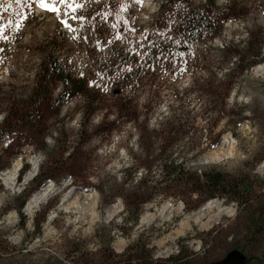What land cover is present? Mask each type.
Returning <instances> with one entry per match:
<instances>
[{
  "label": "rangeland",
  "instance_id": "374dc122",
  "mask_svg": "<svg viewBox=\"0 0 264 264\" xmlns=\"http://www.w3.org/2000/svg\"><path fill=\"white\" fill-rule=\"evenodd\" d=\"M152 2L125 12L124 0L87 4L80 13L85 19L70 21L76 35L88 37L79 41L55 15L33 8L21 30L0 42V96L28 98L47 42L86 90L49 105L33 127L24 122L0 138V163L9 162L0 170V264H114L175 255L193 264H224L229 254L243 256L240 264H264V0ZM192 8L231 17L218 20V33L187 38L176 13ZM98 13L110 14L109 21ZM121 20L124 38L115 40L112 26ZM150 34L180 51L145 58L141 50ZM62 90L55 81L53 99ZM91 97L96 101L87 106ZM215 152L219 157L209 160ZM160 159L194 172L214 166L246 174L250 202L241 207L208 199L215 205L207 216L186 224L207 203L187 210L182 185L172 178L160 182ZM36 166L35 176L47 178L38 188L33 178L26 180ZM8 170L12 185L4 180ZM50 182L51 197L29 217L25 206ZM76 192L95 194L96 205L86 203L93 209L88 215L63 205Z\"/></svg>",
  "mask_w": 264,
  "mask_h": 264
},
{
  "label": "trees",
  "instance_id": "16d2710c",
  "mask_svg": "<svg viewBox=\"0 0 264 264\" xmlns=\"http://www.w3.org/2000/svg\"><path fill=\"white\" fill-rule=\"evenodd\" d=\"M233 7L234 4H231L226 9L230 10ZM221 11L222 10L218 9L217 11H205L192 8L187 14H184V12L180 10L176 13L180 20L178 22L180 33L187 38H195L201 37L202 35L206 34L218 33V20L221 21L227 17H231H222ZM0 12H2V9H0ZM12 13V10H10L9 13L5 14L6 18H12ZM148 37L149 39L147 41H144L141 53H144L143 56H145V58H152L151 61L161 60L164 57L165 53L180 51L179 47L178 49H176L175 47H172L171 44L168 45L165 42L162 43L156 38L155 35L150 34ZM149 44H155L158 45V47L149 48ZM44 46L46 48L43 47L44 49L42 50L39 69L36 72L35 84L28 98L21 102L18 99H11L0 96V111L2 112L0 116V138L6 136V130L8 128L19 126L24 122L28 127H33L34 123L42 120V118L44 117L45 109L49 105H61L62 103H64V101L68 100L70 97L74 96L77 93H86L85 85L82 79L73 78L65 71L57 50L53 46H50L49 42H47ZM113 54L114 58L120 57V51H117L115 53L113 52ZM236 55L239 59H242V55H240L239 52H237ZM260 55L261 50L260 47H258L256 49L255 56L259 57ZM145 62L149 63L148 61ZM253 63L254 62H249L245 64V66H251ZM143 76L145 75L142 74V77ZM142 77L139 80H141ZM135 78L136 80H138V77L136 75ZM55 81H60L62 83L63 90L57 93L55 99H53V95L55 94ZM95 101L96 98L91 97L87 99L86 104L87 106H90ZM23 103H25V105H23ZM29 143L33 144L34 141L31 140L29 141ZM0 158H2V155H0ZM149 161L150 163L153 162L151 160ZM159 161V164H161L164 168L163 177L162 179H160V182L165 181L166 178H172V180H176L182 185L183 193L185 195L183 202L187 210L196 209L198 207L200 208L202 205L208 202H206V200H214L212 198L215 197L224 198L228 201L235 202L241 207H245L250 202V195L252 193L253 185L249 179V176L246 174L231 175L214 166L201 169L199 170V172H194L189 168L184 167L181 162H176L174 160L166 161L161 159ZM8 166L9 162L2 161L0 163V170L5 169ZM33 180L37 182L36 187L38 188L46 182L47 178L41 179V172H39L35 177H33ZM149 187L150 186H146V188ZM193 196L195 197L193 198ZM23 204L24 201L20 203V206H22ZM20 215L21 217H23L22 214ZM259 219L260 221L262 220L264 222V219L262 217H259ZM114 264L193 263L191 262V260H189V258H185L182 255H175L168 257L166 260L160 261H153L151 259L139 260L131 257H126L115 261Z\"/></svg>",
  "mask_w": 264,
  "mask_h": 264
},
{
  "label": "snow or ice",
  "instance_id": "6c2138e0",
  "mask_svg": "<svg viewBox=\"0 0 264 264\" xmlns=\"http://www.w3.org/2000/svg\"><path fill=\"white\" fill-rule=\"evenodd\" d=\"M96 0H0V42H8L9 33L19 32L23 24L29 20L33 14V8H39L43 13L53 14L59 20L61 26L66 29L71 35L73 40H88V37H81L76 35L77 29L73 27L70 21H82L85 19L81 15V11L89 3H95ZM144 0H124V6L120 8L121 12L128 11L129 7L133 5H143ZM15 8L12 13V18H6L7 13ZM101 18L107 23L110 14H99ZM67 17V19H65ZM117 29L115 40H122L124 38L123 32L126 26H123V21H118L117 24L112 26ZM132 31L131 29L128 30ZM146 41L149 37L144 38ZM115 40H110L109 43H114ZM99 43V41L97 42ZM149 48L158 47L155 44H149ZM5 49L0 47V52ZM141 54H144L143 52ZM8 146V145H6ZM216 145H214L215 147Z\"/></svg>",
  "mask_w": 264,
  "mask_h": 264
},
{
  "label": "bare ground",
  "instance_id": "6f19581e",
  "mask_svg": "<svg viewBox=\"0 0 264 264\" xmlns=\"http://www.w3.org/2000/svg\"><path fill=\"white\" fill-rule=\"evenodd\" d=\"M143 5L145 7H153V2L152 0H144ZM233 147V146H232ZM229 151V150H227ZM220 155V153L215 152L212 153L210 155V157H207L209 160L218 158ZM38 166V164H37ZM37 166L31 171V173L27 176L26 180H31L33 178V176H35L36 174V170H37ZM4 180L7 184L12 185L14 184V173H12L11 170H8L6 172H4ZM53 191V183H50L48 185H46L44 188H42L37 194H35L31 200L27 203V205L25 206V213L29 216L32 217L35 212L37 211L38 207L40 206V204L46 202L50 197H51V193ZM78 193L77 195H74L73 199L74 201H71L66 203L68 200V197L70 196L67 195L65 200L62 202L63 205H65L66 209L69 208H76V209H80L83 210V214H89L90 212H92V208L89 207L87 203V201L91 200V204L93 205V207L96 205V199H95V194L94 193H89V192H76ZM95 204V205H94ZM87 205V208H85ZM215 202L211 201L209 202L205 207H203L201 210H199L198 212L193 213L190 217L187 218L186 220V224H190L191 222H199L201 221L205 216V214L209 213L211 211L212 208H214ZM119 209V208H118ZM118 209H115L114 211L110 210L109 213L111 215H113L115 212L118 211ZM78 211V210H77ZM145 219H143L142 221H144ZM185 224V225H186ZM189 226V225H188ZM186 227V226H185Z\"/></svg>",
  "mask_w": 264,
  "mask_h": 264
},
{
  "label": "flooded vegetation",
  "instance_id": "af4514ba",
  "mask_svg": "<svg viewBox=\"0 0 264 264\" xmlns=\"http://www.w3.org/2000/svg\"><path fill=\"white\" fill-rule=\"evenodd\" d=\"M237 257L233 254L228 255V259H225L224 264H236L237 262Z\"/></svg>",
  "mask_w": 264,
  "mask_h": 264
},
{
  "label": "water",
  "instance_id": "95a60500",
  "mask_svg": "<svg viewBox=\"0 0 264 264\" xmlns=\"http://www.w3.org/2000/svg\"><path fill=\"white\" fill-rule=\"evenodd\" d=\"M237 259L243 260L244 257H243V256H240V257H238ZM240 263H241V262L239 261V262H237L236 264H240Z\"/></svg>",
  "mask_w": 264,
  "mask_h": 264
}]
</instances>
